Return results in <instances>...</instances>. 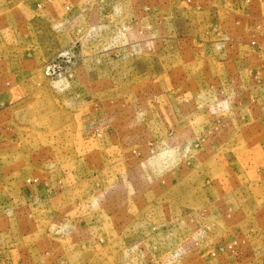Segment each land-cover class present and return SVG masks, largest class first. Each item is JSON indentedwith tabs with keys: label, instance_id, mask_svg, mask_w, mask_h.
Returning a JSON list of instances; mask_svg holds the SVG:
<instances>
[{
	"label": "rangeland",
	"instance_id": "rangeland-1",
	"mask_svg": "<svg viewBox=\"0 0 264 264\" xmlns=\"http://www.w3.org/2000/svg\"><path fill=\"white\" fill-rule=\"evenodd\" d=\"M152 263L264 264V0H0V264Z\"/></svg>",
	"mask_w": 264,
	"mask_h": 264
},
{
	"label": "built area",
	"instance_id": "built-area-1",
	"mask_svg": "<svg viewBox=\"0 0 264 264\" xmlns=\"http://www.w3.org/2000/svg\"><path fill=\"white\" fill-rule=\"evenodd\" d=\"M198 238L199 240L194 243L193 255L202 262H207L208 260H215L219 257L223 259V256L234 257L238 254L236 250V241L233 240L223 241V242H215L213 240H209L210 228L204 227L201 230H198ZM196 234V235H197ZM190 254V251H188ZM158 264V263H152ZM191 264V263H189Z\"/></svg>",
	"mask_w": 264,
	"mask_h": 264
}]
</instances>
